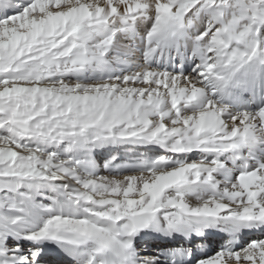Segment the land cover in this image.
I'll list each match as a JSON object with an SVG mask.
<instances>
[{"label": "snow or ice", "instance_id": "snow-or-ice-1", "mask_svg": "<svg viewBox=\"0 0 264 264\" xmlns=\"http://www.w3.org/2000/svg\"><path fill=\"white\" fill-rule=\"evenodd\" d=\"M0 264H264V0H0Z\"/></svg>", "mask_w": 264, "mask_h": 264}, {"label": "bare ground", "instance_id": "bare-ground-1", "mask_svg": "<svg viewBox=\"0 0 264 264\" xmlns=\"http://www.w3.org/2000/svg\"><path fill=\"white\" fill-rule=\"evenodd\" d=\"M190 204V203H189ZM191 205V204H190ZM195 206H197V205H195Z\"/></svg>", "mask_w": 264, "mask_h": 264}]
</instances>
